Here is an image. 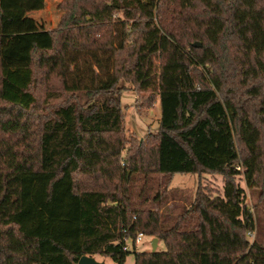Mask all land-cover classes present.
<instances>
[{
    "label": "trees",
    "instance_id": "1",
    "mask_svg": "<svg viewBox=\"0 0 264 264\" xmlns=\"http://www.w3.org/2000/svg\"><path fill=\"white\" fill-rule=\"evenodd\" d=\"M58 9L51 46L32 40V64L11 67L0 4V264L83 255L125 264L139 232L166 250H135V264H264L237 182L242 165L264 192V0H62ZM124 77L156 87L161 118L156 143L122 160ZM203 173L223 177L221 194L199 188L180 213L162 209L174 175Z\"/></svg>",
    "mask_w": 264,
    "mask_h": 264
},
{
    "label": "rangeland",
    "instance_id": "2",
    "mask_svg": "<svg viewBox=\"0 0 264 264\" xmlns=\"http://www.w3.org/2000/svg\"><path fill=\"white\" fill-rule=\"evenodd\" d=\"M62 0H1L8 9L9 18L4 19V38L2 44V61L6 66H26L31 65L33 58L30 56L32 40H35L38 47L47 48L51 46V36L47 30H55L60 21L62 10L58 5ZM121 14L117 15L120 16ZM47 31V32H46ZM42 57L43 55L40 54ZM162 59L155 57V64L159 65ZM208 74V69H203ZM240 77V76H239ZM239 77L235 80L236 93L241 88L238 83ZM252 79H250V82ZM46 83H40L39 88H35L39 97L37 114H47V105L43 103L45 99L44 89ZM122 87V108L124 114L123 131L121 136L124 140L125 148L122 152V160L132 152L142 149L147 150L156 143V135L159 132V122L161 118L160 95L155 88L142 89L138 83L130 77H124L120 81ZM226 87H231V80L228 79ZM240 87V88H238ZM225 95H229L226 92ZM68 97L64 93L62 98L50 99L48 105L58 106L62 99ZM241 174L237 175V182L245 189V203L252 209L256 219V229L250 234V241L255 240L264 244V192L254 185H249L245 176V170L241 165ZM239 167V168H240ZM140 176V179L138 178ZM134 176L138 180L136 184H141L144 177L141 174ZM152 174L150 178H161L158 174ZM83 179L86 178L83 176ZM94 183V182H93ZM170 190L168 191L167 204L164 209H169L173 214H178L183 207H189L190 202L195 198L199 188H204L209 194H221L224 188V179L221 175L212 173L199 174H176L172 177ZM157 208V205H152ZM166 207V208H165ZM156 236L145 234L142 241L133 244L128 239L126 247L130 251L125 264H135L134 251H152V239ZM157 250H166L163 241L159 239ZM99 261L107 264H117L112 258L95 255Z\"/></svg>",
    "mask_w": 264,
    "mask_h": 264
},
{
    "label": "water",
    "instance_id": "3",
    "mask_svg": "<svg viewBox=\"0 0 264 264\" xmlns=\"http://www.w3.org/2000/svg\"><path fill=\"white\" fill-rule=\"evenodd\" d=\"M194 47H201L202 43L200 41H195L192 43ZM159 239L157 237L152 239V252L157 251ZM78 264H107L104 261L97 260L94 256L83 255L80 257Z\"/></svg>",
    "mask_w": 264,
    "mask_h": 264
},
{
    "label": "built area",
    "instance_id": "4",
    "mask_svg": "<svg viewBox=\"0 0 264 264\" xmlns=\"http://www.w3.org/2000/svg\"><path fill=\"white\" fill-rule=\"evenodd\" d=\"M144 236L145 234L143 232H139L134 240V243L138 244L139 242H141Z\"/></svg>",
    "mask_w": 264,
    "mask_h": 264
},
{
    "label": "crops",
    "instance_id": "5",
    "mask_svg": "<svg viewBox=\"0 0 264 264\" xmlns=\"http://www.w3.org/2000/svg\"><path fill=\"white\" fill-rule=\"evenodd\" d=\"M158 243H159V241H158Z\"/></svg>",
    "mask_w": 264,
    "mask_h": 264
}]
</instances>
